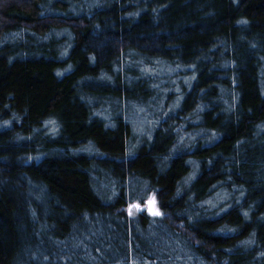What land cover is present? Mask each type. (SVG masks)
I'll return each mask as SVG.
<instances>
[{
  "label": "trees",
  "instance_id": "1",
  "mask_svg": "<svg viewBox=\"0 0 264 264\" xmlns=\"http://www.w3.org/2000/svg\"><path fill=\"white\" fill-rule=\"evenodd\" d=\"M0 264H264V0H0Z\"/></svg>",
  "mask_w": 264,
  "mask_h": 264
},
{
  "label": "rangeland",
  "instance_id": "2",
  "mask_svg": "<svg viewBox=\"0 0 264 264\" xmlns=\"http://www.w3.org/2000/svg\"><path fill=\"white\" fill-rule=\"evenodd\" d=\"M161 106H164V103L162 102L160 104ZM150 115V119H153V117H155V112L154 110H150L149 112ZM136 121L137 124L134 126L135 131H137V134L139 137H147L148 136V131H149V135L151 132V121L149 119H147V117L145 115L142 114H137L136 116ZM139 125V126H138ZM145 203H150L151 205V212H157V207L155 205V200H154V196L150 195L149 198L145 201ZM144 210H146V205L144 204L143 206Z\"/></svg>",
  "mask_w": 264,
  "mask_h": 264
},
{
  "label": "water",
  "instance_id": "3",
  "mask_svg": "<svg viewBox=\"0 0 264 264\" xmlns=\"http://www.w3.org/2000/svg\"><path fill=\"white\" fill-rule=\"evenodd\" d=\"M145 205H146V212H147L148 214H152L150 203H146Z\"/></svg>",
  "mask_w": 264,
  "mask_h": 264
}]
</instances>
